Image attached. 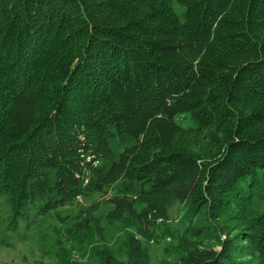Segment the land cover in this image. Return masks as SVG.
Segmentation results:
<instances>
[{
    "label": "trees",
    "instance_id": "16d2710c",
    "mask_svg": "<svg viewBox=\"0 0 264 264\" xmlns=\"http://www.w3.org/2000/svg\"><path fill=\"white\" fill-rule=\"evenodd\" d=\"M257 182L264 0H0L7 231L77 203L57 218L88 246L109 207L126 261L105 233L95 264H148L157 225L181 207L179 264H264V212L235 201ZM59 249V264H82Z\"/></svg>",
    "mask_w": 264,
    "mask_h": 264
},
{
    "label": "rangeland",
    "instance_id": "374dc122",
    "mask_svg": "<svg viewBox=\"0 0 264 264\" xmlns=\"http://www.w3.org/2000/svg\"><path fill=\"white\" fill-rule=\"evenodd\" d=\"M238 194L235 201L240 209L244 208L246 212L252 214L264 212V182H257L250 188L241 186ZM94 199V197L86 201L80 199L78 203L85 205V202H91ZM78 208L79 205L76 203L73 207L56 209L44 216L31 215L29 221L20 223L15 232H9L5 229L7 228V209L1 201L0 264H59L55 255L58 247H60L59 254L62 258L70 256L74 261H80L82 264H95L98 254H95L92 247L98 245L100 236L105 233H108V248L121 262H125L123 238L126 230L122 223L106 219L109 207H102L98 212L99 229L91 234V242L88 246L84 241L80 244L65 237L57 217L76 214ZM103 225L107 227H101ZM232 225L234 222L231 223ZM184 227L183 209L181 207L172 209L168 221L157 225L153 241L147 244L148 264H179V255L174 247L173 239L174 235L182 232Z\"/></svg>",
    "mask_w": 264,
    "mask_h": 264
}]
</instances>
